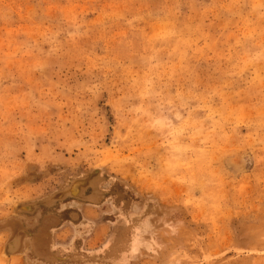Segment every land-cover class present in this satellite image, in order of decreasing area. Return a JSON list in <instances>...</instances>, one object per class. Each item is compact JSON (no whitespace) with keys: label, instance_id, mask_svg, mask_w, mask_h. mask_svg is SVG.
Masks as SVG:
<instances>
[{"label":"rangeland","instance_id":"1","mask_svg":"<svg viewBox=\"0 0 264 264\" xmlns=\"http://www.w3.org/2000/svg\"><path fill=\"white\" fill-rule=\"evenodd\" d=\"M1 225L0 264H264V0H0Z\"/></svg>","mask_w":264,"mask_h":264},{"label":"bare ground","instance_id":"2","mask_svg":"<svg viewBox=\"0 0 264 264\" xmlns=\"http://www.w3.org/2000/svg\"><path fill=\"white\" fill-rule=\"evenodd\" d=\"M35 167H33L34 169ZM101 175H100V170H96L94 173H92L91 175H89L88 177H86V179H79V181H75L71 186L70 188H68L64 194H61V196L59 195V197L61 198H64L65 196H67L68 198V195L69 196H77L78 194H84V192L86 191V189L88 188H91L92 189V192L93 191H96V189H98V183L101 181ZM67 188V187H66ZM101 192V191H100ZM59 194V193H57ZM98 194V193H97ZM62 195H65V196H62ZM94 195V194H92ZM92 195H89V196H86L85 199H89L91 198L92 201H97L99 202L98 200V196L94 197ZM101 196V195H100ZM58 196H55L54 198H56ZM78 197H81V196H78ZM50 198V197H49ZM52 198V197H51ZM59 198V199H60ZM48 199V198H47ZM46 199V200H47ZM83 199L82 197V200H85ZM53 199H51L52 201ZM58 200V199H57ZM51 201L49 200L48 202H50L51 204ZM91 201V202H92ZM46 202V201H45ZM44 202V203H45ZM55 202V200H54ZM47 203V202H46ZM53 203V202H52ZM34 204V203H33ZM48 204V203H47ZM31 205V204H30ZM38 205V204H37ZM49 205V204H48ZM23 206V205H22ZM33 207V206H32ZM32 207H29V206H26V208H32ZM19 209L18 208V212H19ZM33 209H35V206L33 207ZM22 211H25L23 209H20ZM55 217V216H54ZM53 216H47L44 220V225L41 226V228H39L38 232L36 233V235H33V240H32V243H33V247H35L37 250H38V253L40 254H44L46 257L47 256H51L49 253V246H50V239H49V232H48V227H50L51 225H53L56 220L53 219L54 218ZM73 218H76L77 215L73 214L72 215ZM15 218V217H14ZM17 220V219H16ZM15 221V220H14ZM18 222V221H17ZM19 223V222H18ZM23 223H21L20 225H22ZM16 223H14V229H15V232L13 235H11L10 237H8L6 239V241L4 242L2 248H1V253H2V256H11V255H15L16 253H18L21 248L23 247L24 245V237L26 236L27 234V229L26 227L24 226H20ZM8 226V224H7ZM1 227H4V225H1ZM12 227V226H11ZM10 227V228H11ZM5 228H8L9 230V227H5ZM4 229V228H3ZM13 229V230H14ZM51 231V230H50ZM30 235V234H29ZM10 238V239H9ZM52 239V238H51ZM7 242V243H6ZM36 254V253H35ZM59 254V253H58ZM42 256V255H41ZM55 255H53L54 257ZM56 258V257H55ZM47 259V258H46ZM50 259V258H48ZM53 259V258H52ZM60 259V258H58Z\"/></svg>","mask_w":264,"mask_h":264},{"label":"crops","instance_id":"3","mask_svg":"<svg viewBox=\"0 0 264 264\" xmlns=\"http://www.w3.org/2000/svg\"><path fill=\"white\" fill-rule=\"evenodd\" d=\"M93 193H94V195H95V196H96V195L98 196V194H97V193H98V191H97V190H96V191H93ZM46 217H47V216H46ZM76 218H77V217H76ZM44 220H45V219H44ZM44 220L42 221V224H41V226H42V225H44Z\"/></svg>","mask_w":264,"mask_h":264}]
</instances>
